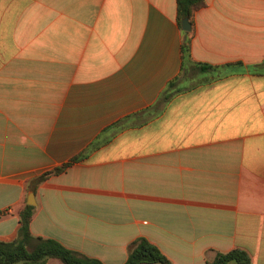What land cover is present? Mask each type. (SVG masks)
Instances as JSON below:
<instances>
[{
	"label": "crops",
	"instance_id": "obj_1",
	"mask_svg": "<svg viewBox=\"0 0 264 264\" xmlns=\"http://www.w3.org/2000/svg\"><path fill=\"white\" fill-rule=\"evenodd\" d=\"M182 36L177 0H0V241L33 192V235L105 264H264V0H207L192 58L224 67L165 102Z\"/></svg>",
	"mask_w": 264,
	"mask_h": 264
},
{
	"label": "trees",
	"instance_id": "obj_2",
	"mask_svg": "<svg viewBox=\"0 0 264 264\" xmlns=\"http://www.w3.org/2000/svg\"><path fill=\"white\" fill-rule=\"evenodd\" d=\"M206 6L207 0H177V21L183 31V75L168 83L161 94L165 102L170 101L172 97L185 90L193 89V87H188L187 83H183L191 68L198 70V72L207 73V71H218L224 67L197 62L192 58L195 16L199 10ZM185 19H188L192 25L190 32H185L182 29V23ZM226 66H231V64H227ZM262 66H264V62ZM257 67L260 66L258 65ZM260 72L264 73V69ZM91 148L92 145L87 151ZM83 157L84 153L74 157L62 166L48 171L37 178L33 182V185L40 184L53 175H60L66 172L74 163L83 159ZM34 209V206L26 205L20 211V226L18 237L15 240L10 242L0 241V264H47L51 259H56L61 264H105L97 258L67 248L56 239L34 236L31 231ZM128 251V259L125 264H173L156 245L143 237L133 241L129 245ZM209 264H251V258L246 251L234 249L225 253L217 252L214 261Z\"/></svg>",
	"mask_w": 264,
	"mask_h": 264
},
{
	"label": "water",
	"instance_id": "obj_3",
	"mask_svg": "<svg viewBox=\"0 0 264 264\" xmlns=\"http://www.w3.org/2000/svg\"><path fill=\"white\" fill-rule=\"evenodd\" d=\"M182 29L185 31V32H190L192 30V25L191 23L189 22L188 19H185L182 23ZM27 205H30V206H36L37 205V202L35 201V195L33 192H31L28 197H27Z\"/></svg>",
	"mask_w": 264,
	"mask_h": 264
},
{
	"label": "built area",
	"instance_id": "obj_4",
	"mask_svg": "<svg viewBox=\"0 0 264 264\" xmlns=\"http://www.w3.org/2000/svg\"><path fill=\"white\" fill-rule=\"evenodd\" d=\"M12 213V209H7L5 211H1L0 212V217L7 215V214H11Z\"/></svg>",
	"mask_w": 264,
	"mask_h": 264
}]
</instances>
